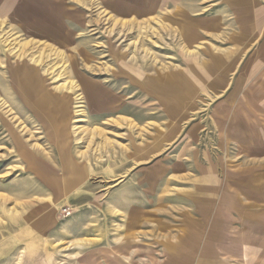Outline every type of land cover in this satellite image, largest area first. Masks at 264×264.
I'll list each match as a JSON object with an SVG mask.
<instances>
[{
	"label": "rangeland",
	"instance_id": "374dc122",
	"mask_svg": "<svg viewBox=\"0 0 264 264\" xmlns=\"http://www.w3.org/2000/svg\"><path fill=\"white\" fill-rule=\"evenodd\" d=\"M174 1L191 6L205 4L208 0ZM7 2L12 8H9L8 15L0 17V225L4 221L2 207L6 215L16 219L21 214L20 204L34 203L36 200L39 202L41 197L42 203H55V200H50L51 197H48V192L42 185L41 197L33 196L32 185L25 183L30 181L31 169H27L23 160L24 153L15 144L17 139L27 151L31 148L38 150L40 154L55 157L58 151L49 145L45 134L50 132L52 126H59L62 119L46 117L49 128L46 130V125L43 126L20 107L21 103L16 97L22 99V94L27 92L26 100L34 98L36 105L41 108L46 104H55L64 109L68 102L69 116L65 122L69 136L67 151L72 159L81 160L87 166V189L80 194L93 197V200H85L87 205L81 207L82 201L75 199V202L70 196H64L52 205L56 223L63 229L59 240L52 238L50 234L51 237L45 239V261L39 264H112L110 262L114 259L102 256L101 252L106 251L105 248H101L99 243L93 246L88 244L86 233L87 228H92L95 240L99 241L102 228L99 219H115L113 205L108 203L110 197L104 201L99 196L104 193L109 196L113 184L117 183L113 180L107 182L109 180L106 176H111L113 170H121L125 175L134 167L158 169L163 154L151 155L149 161L136 162V165L132 162L124 163V154L132 152L131 142L141 141L140 139L150 142L144 137L138 138L139 135H149L158 130L166 132L172 125L171 111L166 108L164 111L158 110L155 100H160L161 97L146 85L141 87L146 82L138 83L136 78L130 76L138 72L146 73V76L162 71L186 72L192 64L201 68L208 65L213 72L221 62L211 54L212 50L227 51L225 46L230 45V49L233 46L224 41H214L212 37L215 31L209 27L195 28L196 33L191 36L188 35L189 29H184L180 23H176L178 27L173 29L174 26H171L176 24L163 11L164 14L161 15L144 16L158 8L152 7V2L150 6L148 0L141 1L142 5L139 7L134 6V0ZM161 2L164 4L163 0ZM195 15L197 14H191ZM174 16L176 21L179 15ZM193 23L191 17L186 25L191 27ZM222 29L225 32L224 28L216 31L220 32L221 38ZM207 49L210 58L204 61L200 59L201 53ZM245 61L248 62L249 59L243 58L242 64H246ZM27 76L36 78L29 81L30 88L26 89L20 84ZM234 78V75L227 76L230 83L227 91L210 90L207 82H204L200 88L194 85V90L189 93L181 92L180 97L189 96L190 109L180 111L184 116L176 124L180 126L179 138L167 141L166 144L168 151L174 150L179 144L189 148L184 142L192 140V136L196 134L195 147L200 152L198 161L205 164L202 152L213 151L210 158L217 166L216 176H220L222 180L225 165L229 169L230 165L234 168L241 161L252 160V157L246 159L242 155L243 159L238 161L235 155L239 146L237 139L233 138L238 131L231 127L228 119L222 123L218 118L219 112H222L219 100L234 97V91L231 90ZM200 83L201 80H197V85ZM216 83L217 75L211 84ZM164 86L167 87V84ZM174 100L171 98L169 101L172 103ZM170 102L164 103L170 106ZM227 111L230 115L232 109L229 111L227 108ZM215 113H218V117H214ZM251 129L250 127L248 132ZM225 131V135H222ZM127 133L134 139L129 138ZM154 135L150 136L154 138ZM244 135L241 132L240 136ZM42 165L53 168L51 161ZM104 181L105 185L99 184ZM220 185L221 182L218 187ZM183 186L181 183L178 190L169 188L171 195H174L173 192H181ZM164 193L168 195L167 192ZM182 199L181 202L185 200ZM63 207L70 209V216H62ZM76 210L82 212L77 219H72L77 214ZM220 222L226 224V221ZM107 224L115 225L114 221L111 224L107 221ZM176 230L177 226L173 225L171 231ZM83 232L85 233L82 234ZM161 243V240H157L156 246L154 241L143 237L132 242L125 241V248L130 252H126L121 261L125 264H151V261L166 264ZM109 247L113 245L109 244ZM150 253L154 255L151 256Z\"/></svg>",
	"mask_w": 264,
	"mask_h": 264
},
{
	"label": "crops",
	"instance_id": "0c3cea01",
	"mask_svg": "<svg viewBox=\"0 0 264 264\" xmlns=\"http://www.w3.org/2000/svg\"><path fill=\"white\" fill-rule=\"evenodd\" d=\"M141 1L145 0H134V6H141ZM163 1L164 4L161 0H148L149 5L150 2L154 4L150 6L159 9L154 8L144 16L161 15L163 11L173 23H180L184 29H189V36L195 35V28H212L215 31L212 37L214 41L230 43L235 49H230V45L225 46L227 51L211 49V54L221 62L213 72L208 65L201 68L192 64L186 72L162 71L148 76L138 72L130 76L136 78L138 83L146 82L140 84L141 87L146 85L161 97L155 100L158 110L164 111L166 108L171 111L172 125L166 132L158 130L149 135H139L138 138L144 137L150 142L146 143L145 139L131 142L132 152L124 154L123 162L134 164L149 161L151 155L163 154L158 169L134 167L125 175L121 170H113L111 176H106L107 182L113 180L117 183L113 184L109 196L103 190L104 194L99 196L104 201L110 197L108 203L113 205L116 216L114 220L99 219L102 227L99 241L95 240L92 228H87L88 244L93 246L99 243L106 250L101 252L102 256L114 259L110 262L112 264H125L121 260L126 252H130L125 248V241L132 242L141 237L154 241L156 246L157 240L162 241L166 264H264V0H208L205 4L191 6L177 4L174 0ZM136 2H139L138 5H135ZM9 8L12 7L8 6L7 0H0V17L8 15ZM206 12L209 14L206 15ZM174 15H179L176 21ZM191 17L194 25L188 27L186 23ZM171 27L174 29L178 26ZM221 28L225 29V32L222 29V38L220 32H216ZM209 58L208 49L201 53L200 59L207 61ZM243 58L249 61L242 64ZM216 75L218 83L211 84ZM230 75L235 76L231 88L234 97L219 100L222 112H219V117L215 113L214 117L220 118L222 123L228 119L231 127L238 131L237 136H233L239 146L235 155L238 161L243 159L242 155L246 159L252 157V160L241 161L234 168L230 165L229 169L225 165L222 180L216 176L217 166L210 158L213 151L202 152L205 164L198 161L200 152L195 147L196 134L192 136L193 141L185 140L184 144L189 148L179 144L174 150L168 151L166 144L179 138L180 126L176 124L184 116L180 111L190 109L189 96L182 98L181 92L189 93L194 90V85L200 88L204 82H207L210 90L227 91L230 89L227 76ZM35 78L27 76L20 85L30 88L29 81ZM197 80H201L198 85ZM22 95V99L16 97L21 103L20 107L43 126L46 125V130H49L47 118L62 119L59 126L53 124L55 126L45 134L49 145L58 151L55 157L40 154L31 148L27 151L16 139L15 147L24 153L25 165L28 170L31 169L30 181L25 183L32 185L33 196L41 197L42 185L55 203L64 196H70L75 202L82 201L81 207L87 205L85 200H93V197H85L80 193L87 189L88 168L81 160L72 159L67 151L69 136L65 122L69 116L68 102L64 109L55 104H46L41 108L36 105L34 98L26 100L27 92ZM171 98L175 99L172 103L169 101ZM163 101L170 102V106ZM31 104L35 107H31ZM57 108L60 109L56 111ZM227 108L229 111L232 109L230 115ZM211 119L214 121L213 117ZM153 122L158 125L156 121ZM250 127L251 132L254 131L253 135L248 132ZM241 132L245 135L240 136ZM150 135H154V138ZM233 138L230 137V140ZM49 161L53 168L42 165ZM181 183L184 185L182 191L171 195L169 188L178 190ZM99 184L103 186L106 181ZM182 198L185 199L183 202ZM41 200L20 204L21 214L16 219L6 215L2 207L4 221L0 225V264L44 263L45 239L51 236L60 239L63 227H58L56 223L52 208L55 203H42ZM81 212L77 211L72 219H77ZM222 220L226 224H221ZM107 221L109 224L114 221L115 225H108ZM173 225L177 226L175 232L171 231ZM109 244L113 247L110 248ZM151 264L157 262L151 261Z\"/></svg>",
	"mask_w": 264,
	"mask_h": 264
},
{
	"label": "built area",
	"instance_id": "2783aa9c",
	"mask_svg": "<svg viewBox=\"0 0 264 264\" xmlns=\"http://www.w3.org/2000/svg\"><path fill=\"white\" fill-rule=\"evenodd\" d=\"M61 212H62V216L63 217H68V216L71 215V211H70V209L68 207H63L61 209Z\"/></svg>",
	"mask_w": 264,
	"mask_h": 264
}]
</instances>
